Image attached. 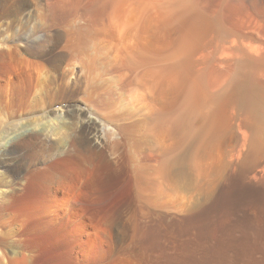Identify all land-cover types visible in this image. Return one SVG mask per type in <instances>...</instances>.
<instances>
[{"label": "bare ground", "instance_id": "6f19581e", "mask_svg": "<svg viewBox=\"0 0 264 264\" xmlns=\"http://www.w3.org/2000/svg\"><path fill=\"white\" fill-rule=\"evenodd\" d=\"M64 2L49 0L58 7ZM82 3L81 22L70 28L75 42L66 47L86 53L81 66L87 77L103 57L111 58L126 109L118 124L106 130L91 106L59 108L77 116L90 143L106 148L108 155L100 149L98 155L131 181L134 203L142 210L148 207L153 221L142 223L144 214L138 213L142 222L127 227L131 240L121 237L128 240L125 246L97 226L87 223L81 230L76 225L63 237L57 264H264V0ZM55 15L49 20L54 25L73 16ZM29 27L17 37L27 35L26 52L36 56L50 41ZM10 41L15 38L8 39L0 57L7 56L5 49L18 51ZM104 42L109 44L106 55ZM73 59L67 65L75 68ZM24 66L20 80L26 95H51L54 79L42 84L48 75L32 59ZM3 80L0 74V87ZM189 169L201 174V188L188 202H178L174 175ZM47 172L52 182L44 196L55 217L62 218L76 200L68 188L83 172L71 155L63 165L50 163ZM17 264H28L25 254Z\"/></svg>", "mask_w": 264, "mask_h": 264}, {"label": "rangeland", "instance_id": "374dc122", "mask_svg": "<svg viewBox=\"0 0 264 264\" xmlns=\"http://www.w3.org/2000/svg\"><path fill=\"white\" fill-rule=\"evenodd\" d=\"M67 1L69 0H65L63 5L58 7L50 5L49 0H0V50L6 48L4 45H7L8 39L12 37L15 41H10L9 45L18 47L17 52L5 49L7 58L3 57L4 55L0 57V74L5 79L0 87V98L3 97V104H0V236L4 237L0 241V264H17L22 254L26 255L28 264H57L61 258L63 237L71 235L76 225H80L82 230L84 224L90 223L103 230L107 238L112 235L110 240L114 243L118 242L120 245L124 242L122 246H125L128 244L129 236L131 240V233L129 232V235L127 232L131 225L142 222V219H144L142 223H151V219L153 221L152 211L148 207L142 210L143 208L134 203L136 192L131 181L123 175H118L114 168L106 165L98 155L99 149L108 155L106 148L94 141L90 143L80 127L77 116L65 111L64 106L62 109L59 108L60 105L74 103L91 106L93 114L105 122L106 130H111L113 125L118 124L126 109L119 91V72L111 66V58L103 57L105 60L108 58V61L103 59L104 61L98 64L100 69L97 67L99 72L95 68V74L92 70V75L87 77L83 75L81 66V62L88 59L86 53L80 49L66 47L75 42L73 34H70L72 31L70 28L71 24L74 28L76 22L78 24L81 22L80 16L83 14L81 10L84 9L82 2L85 0L79 1L78 4ZM114 7L112 6L110 10ZM61 12H68L70 16L73 14L66 19L69 23L56 19L55 25L49 22L51 14ZM26 26H30L29 29H37L41 37L46 36L50 41L36 56H30L26 52L23 42L27 35L21 40L17 37ZM106 43L109 45L108 42H104L105 55L108 54L106 48L109 49ZM71 58L77 67L68 66L72 63ZM28 59L37 62L47 73V77L43 76L42 84L49 83V78L54 79L52 80L54 84H51L53 88L51 95L50 93H45L41 97L38 93L26 95L20 77ZM78 72L81 73L80 76L79 74L76 76ZM93 91L96 93L93 94ZM38 99L41 102L37 103ZM97 104L101 106L98 107ZM61 130L64 133H61ZM67 155H71L77 161L83 177L68 188L71 198L76 199L74 205L78 207L73 205L71 213L67 211L62 218H57L53 214V206L44 196V189L52 182L47 167L54 162L63 165ZM191 170L189 169L187 171L189 173L183 176L178 172L174 175L173 193L176 195L175 199H179L178 202L180 200L188 202L201 188L199 186L202 183L201 174L199 171L196 174L193 169L192 174L195 178L192 179V176H189ZM35 174H39V177L33 179ZM177 180L179 183L180 181L185 183H176ZM145 210L147 213L143 212ZM140 212L144 214L142 219L138 214ZM123 236L128 240L122 239Z\"/></svg>", "mask_w": 264, "mask_h": 264}]
</instances>
